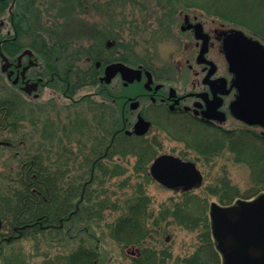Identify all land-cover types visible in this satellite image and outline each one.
<instances>
[{
	"label": "rangeland",
	"instance_id": "1",
	"mask_svg": "<svg viewBox=\"0 0 264 264\" xmlns=\"http://www.w3.org/2000/svg\"><path fill=\"white\" fill-rule=\"evenodd\" d=\"M17 2L19 8L23 3H28L31 8L29 12L31 19L28 21L33 29L21 38V42L27 48L32 45L31 34L34 29L50 36L47 32L48 26L50 27L48 21L51 20V27L55 28L56 37H61L62 40L74 39L83 41L87 45L94 37H100L103 40L102 43L108 39H115L119 43L118 47L120 46L119 52L131 50L133 61L145 60L151 64L168 61L169 56L178 51L179 43H181L180 26L184 22L185 14L190 17L196 15L206 25L217 26L222 32L240 30L229 20L215 15L208 16L200 7H180L168 0H18ZM247 21L251 22V17H248ZM92 25L96 29L89 34V30L86 29ZM98 27H101V35L104 38L97 35ZM182 39L184 42L187 40L185 37ZM0 65L2 67L3 62ZM138 89V84H134L124 91L132 93ZM17 94L25 100L24 105L22 103L21 106L22 112L27 116L26 128L20 129L17 133L19 136L26 133L28 137L26 145H32L31 148L35 151H40L39 148L43 147L53 156L56 154L63 156L72 167L70 173L73 178H79V183L88 180L90 171L86 168L89 169L90 161L98 156L99 151L103 152L108 144L107 140H101L99 144L98 139L96 141L94 138L99 132V125L97 118H94V115L91 116L93 110L87 111L89 107L83 103L80 107L74 106L72 109L68 107L67 101L61 98V95L53 98L49 94H44L38 99L39 104L44 105L43 109L40 108L42 115L36 114L35 108H32L33 97L14 87L7 74L1 71L0 99L17 97ZM22 99L21 102H23ZM158 120V118L155 119V121ZM101 127L105 129L104 126ZM156 129L154 127L145 137H128L127 143L131 145V148L124 147L125 143L121 141L119 143L121 147L115 145L112 155L104 160L105 173L97 168L92 183V187L97 190L95 195L98 194L100 197L108 195L113 202L116 200L125 202L128 199L134 200L137 193L145 190L151 198L150 209L154 217L167 208L171 210L174 205L187 202L183 191L167 188L151 176L150 164L157 154L162 153L184 155L192 161H196L201 155L189 148L184 141L177 139L180 135L172 130L157 129L158 132ZM17 133L1 135L0 140L5 137L17 140ZM156 135L159 136L157 142L160 141L162 145L152 146L150 142ZM126 148L129 149L125 150ZM221 152L224 153L218 155L212 162L199 160L198 166L204 174V183L191 190L193 196L187 202L188 206L196 209L198 216L210 219L212 227L214 223L210 202L213 200L217 202L218 195L211 194L208 186L219 185L221 176L228 173L229 180L238 188L240 196L247 197L251 194L249 191L251 185L258 178L257 173L248 167L247 162L237 160L233 152L228 149ZM12 155L13 149L0 145V174L16 164L17 159ZM64 158L62 161L66 162ZM52 161L55 164L54 160ZM248 161L252 162V157ZM57 165L60 164L57 162ZM146 171L150 177L147 176ZM239 208V203H235L228 208L231 211H228L227 215L232 218L237 217ZM118 215L119 211L112 210L107 217L111 220ZM97 230L99 232L101 228ZM0 233L5 238L9 237L13 231L9 226L4 225ZM196 233L179 219L168 217L163 223L161 237H157L160 244L157 239L154 240L156 237L149 238L147 243L154 249L152 252L156 253L158 260H165L164 264H184L181 260L194 254L199 246L195 247ZM51 235L53 234L30 237V239L20 238L5 244L3 254L0 255V264H65V257L77 243L75 240L68 241L71 244L67 246V240L60 242L59 237L52 240ZM216 238L219 248L224 252L234 244L233 238L229 235H218ZM136 247L121 245L115 239L105 237L101 240L98 264H134L135 256L131 254V251ZM253 255L258 253L254 252Z\"/></svg>",
	"mask_w": 264,
	"mask_h": 264
},
{
	"label": "trees",
	"instance_id": "2",
	"mask_svg": "<svg viewBox=\"0 0 264 264\" xmlns=\"http://www.w3.org/2000/svg\"><path fill=\"white\" fill-rule=\"evenodd\" d=\"M17 1L0 0V64L3 62V54L13 58L20 48L25 47L20 40L33 29L28 21L31 19L30 5L23 3L19 8ZM168 1L180 7H200L208 16L215 15L229 20L237 29L264 42V0ZM31 4L33 5V2ZM248 17H251V22L247 21ZM148 27L151 28V26ZM88 28L86 30H89V34L96 29L94 25ZM98 40L100 37L99 39L94 37L91 42ZM69 41L70 39L62 40L55 35L50 44L42 43L44 58L51 55L48 62L50 70L55 73L58 80L55 84L63 91L68 86L73 91L78 86L94 84V76L83 73L87 65H84L82 58L62 57ZM91 42L85 46H89ZM46 45L50 49L46 50ZM86 54L88 56L87 52ZM1 71L0 65V73ZM21 99L18 94L17 97L0 99V137L7 133L16 134L20 129L26 128L27 116L22 112L21 106L22 103L24 105L25 100L22 99L23 102H21ZM246 133L248 131H245ZM27 138L26 133L20 136L17 133V140H10L8 137L3 139L9 142L7 146L13 149L12 156L17 159V165L0 174V216L3 218L4 225L9 226L13 231L9 239L3 238L0 233V255L3 254L4 245L10 244L13 240L53 234L52 240H56V237L60 238V242L67 240V246L71 244L68 241L75 240L77 243L65 257V264H98L101 240L111 237L121 245L139 247L141 253L133 258L134 264H164L165 260H158L156 253L152 252L154 249L149 247L147 241L149 238L156 237L154 240L157 239L159 242L163 223L168 217H172L185 223L191 231L197 232L195 247L199 246L194 254L184 257L181 260L182 263L221 264L220 253L212 237L210 219L198 216L196 209L187 204L188 199L193 196L192 191L183 192L187 202L178 203L171 210L167 208L154 217L150 209L151 198L145 190L137 193L134 200L128 199L125 202L118 200L113 202L108 195L103 197L95 195L97 190L92 187L93 181L86 182L83 188L79 179L69 177L72 167L63 156L59 154L53 156L43 147L39 148L40 151H35L31 148L32 145H26ZM120 141L125 143L124 147L131 148V145L127 143L129 142L127 135L117 138L115 144L118 147H121ZM236 157L243 162L251 158L249 153L239 152ZM62 158L66 162H63ZM99 161L97 168L105 173L104 161ZM57 162L60 165H57ZM91 164L92 161L89 166ZM146 174L150 177L147 171ZM219 180H221L219 185L208 186L210 193L217 194V197L227 201L224 204H231L237 196H240L238 188L231 183L228 173L222 175ZM254 182L249 190L250 195L253 196L261 187H264V178ZM112 210L119 211V215L110 220L107 214ZM99 228L101 230L98 232Z\"/></svg>",
	"mask_w": 264,
	"mask_h": 264
},
{
	"label": "flooded vegetation",
	"instance_id": "3",
	"mask_svg": "<svg viewBox=\"0 0 264 264\" xmlns=\"http://www.w3.org/2000/svg\"><path fill=\"white\" fill-rule=\"evenodd\" d=\"M183 17L184 22L179 32L181 43L177 53L171 54L170 60L159 63L151 64L138 59L133 61L132 51L119 52L120 46L118 47L119 43L115 39L102 43L100 38L96 44L92 43L87 47L83 41L70 39L62 57L82 58L84 65H87L83 73L94 76V84L78 86L73 91L70 86L63 91L55 85L58 80L48 62L51 55L44 58L42 43L50 44L56 35L55 28L51 27V20L48 21L50 27L48 26L47 32L50 36L46 33L44 35L43 31L33 30L31 54H23L26 48H20L15 57H9L5 73L11 76L9 78L12 81L17 78V86L33 97L32 108H35L36 114L42 115L44 105L39 104L38 99L44 94L53 98L61 95L72 109L83 103L89 107L87 111L93 110L92 115H89H94L99 125V132L94 138L96 141L98 139L99 144L101 140H107L108 144L103 152H97L98 156L92 160L89 169L86 168L90 171V177L80 183L83 188L86 182L94 181L99 160L104 161L112 155L118 137L123 134L128 137H145L154 127L172 130L180 135L177 139L184 141L189 148L201 155L193 161L200 170L199 160L212 162L224 153L222 150L228 149L235 157L238 152L249 153L252 162L247 161L248 167L257 173V179L261 181L264 178V126L247 124L232 111V104L237 99L239 90L234 85L235 74L229 67L223 47L224 37L228 32H222L217 26L206 25L196 15L190 17L185 14ZM100 28L98 27L97 35L104 38ZM183 37L187 39L185 42ZM79 43L83 45H77ZM48 49L50 47L46 45V50ZM117 62L141 69V79L126 83L122 73L118 72L107 81L104 77L108 66ZM134 84L139 86L136 92L124 91ZM27 85L29 89L25 91L24 87ZM87 88L89 89L86 90ZM140 117L150 124L149 131L144 135H138L134 131ZM156 118L159 122L155 121ZM245 131L248 133L245 134ZM154 137L150 145H162L160 141L157 142L159 136ZM179 157L189 160L184 155ZM69 177H72L71 173ZM256 193L254 196H237L234 201H249L251 197L264 193V187ZM217 202L224 204L227 201L218 197ZM140 253L138 246L131 251L135 257Z\"/></svg>",
	"mask_w": 264,
	"mask_h": 264
},
{
	"label": "water",
	"instance_id": "4",
	"mask_svg": "<svg viewBox=\"0 0 264 264\" xmlns=\"http://www.w3.org/2000/svg\"><path fill=\"white\" fill-rule=\"evenodd\" d=\"M224 49L230 69L235 73L234 85L239 89V95L232 104L234 115L249 124L264 126V44L238 30L225 37ZM24 53L31 54V51L27 49ZM5 59L3 68L7 69L9 62ZM118 72L122 73L126 83L142 77L141 69L119 62L108 66L104 78L110 81ZM25 89H29L28 85ZM149 125L140 117L135 132L145 134ZM150 171L160 183L176 190L199 187L203 181L195 163L171 154L159 155ZM239 205L238 216L231 218L218 203L212 204L217 233L234 239V244L226 253V264H264V193L252 201H241ZM2 225L0 217V229ZM253 251L260 252V255H253Z\"/></svg>",
	"mask_w": 264,
	"mask_h": 264
}]
</instances>
